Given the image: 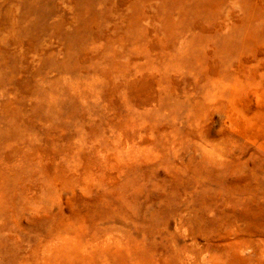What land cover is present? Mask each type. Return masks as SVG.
Wrapping results in <instances>:
<instances>
[{
    "label": "rangeland",
    "instance_id": "374dc122",
    "mask_svg": "<svg viewBox=\"0 0 264 264\" xmlns=\"http://www.w3.org/2000/svg\"><path fill=\"white\" fill-rule=\"evenodd\" d=\"M0 264H264V0H0Z\"/></svg>",
    "mask_w": 264,
    "mask_h": 264
}]
</instances>
